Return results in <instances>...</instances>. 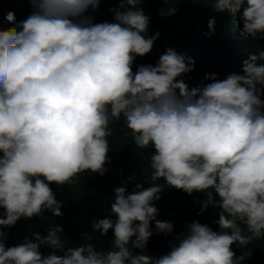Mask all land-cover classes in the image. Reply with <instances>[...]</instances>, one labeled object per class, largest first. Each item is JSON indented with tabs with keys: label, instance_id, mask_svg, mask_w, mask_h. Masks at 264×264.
I'll list each match as a JSON object with an SVG mask.
<instances>
[{
	"label": "clouds",
	"instance_id": "clouds-1",
	"mask_svg": "<svg viewBox=\"0 0 264 264\" xmlns=\"http://www.w3.org/2000/svg\"><path fill=\"white\" fill-rule=\"evenodd\" d=\"M139 3L121 0L113 23L83 18L99 0H33L26 20L8 19L15 30L0 36V228L45 210L60 216L49 185L106 171L112 119L123 118L139 148L154 149L151 180L164 184L114 189L115 219L93 224L102 235L113 231L109 251L65 247L59 227L6 248L0 231V264H241L245 255L232 246L264 238V49L247 54L243 74L206 75L212 82L191 90L177 78L194 62L172 48L133 73L134 58L149 53L159 35L147 37L149 17ZM211 6L238 14L243 35L264 39V0ZM165 185L206 193L202 207L220 209V231L193 222L168 254L153 258L146 254L150 222L157 233L173 232L153 204Z\"/></svg>",
	"mask_w": 264,
	"mask_h": 264
},
{
	"label": "trees",
	"instance_id": "trees-1",
	"mask_svg": "<svg viewBox=\"0 0 264 264\" xmlns=\"http://www.w3.org/2000/svg\"><path fill=\"white\" fill-rule=\"evenodd\" d=\"M139 7L149 17L147 37L159 33L151 51L144 56H136L131 65L133 73L142 65L155 66L168 48L177 53L186 54L193 63L192 71L178 77L191 90L197 86H206L211 80L206 75L215 74L223 80L230 74H243V61L249 52L264 49V39L243 35L239 15L227 12L217 13L211 6L213 0H140ZM121 0H99L97 8L89 7L83 18H91L93 24L113 23L114 12ZM175 12L166 15L168 8ZM34 11L33 0H0V36L8 35L15 29L7 21L14 17L19 24ZM209 20H214V30L208 28ZM260 99L264 101V94ZM109 151L104 165L106 171H86L71 184H50L55 199L60 204V216L45 210L41 216L25 219L21 217L13 226L0 228L6 233L5 247L21 244L24 240L35 242V236L44 237L50 229L61 228L59 233L65 247H78L87 244L96 251H109L112 248L114 233L110 229L106 234L93 228L100 219L111 216V203L114 201V189L120 186L126 192L136 191V185L148 188L152 183L164 184V181L151 180L149 158L154 149L139 148L132 140L123 118L112 119L109 124ZM160 199L153 201L158 210L156 219L171 222L173 232L169 235L157 233L155 221L150 222L152 236L146 244V254L159 258L171 251L176 238L188 231V225L199 222L215 232L220 228L218 207L203 208L207 196L204 192L191 194L181 189L165 185L159 193ZM215 199V197H214ZM4 209L0 208V218ZM243 227V226H242ZM133 239H135L133 237ZM239 249V250H238ZM232 250L237 256L245 255L241 264H264V238L250 241L247 245L234 244ZM238 250V251H237ZM50 251L47 245H41L42 256ZM134 252L139 250L133 249ZM61 254V253H58Z\"/></svg>",
	"mask_w": 264,
	"mask_h": 264
},
{
	"label": "rangeland",
	"instance_id": "rangeland-1",
	"mask_svg": "<svg viewBox=\"0 0 264 264\" xmlns=\"http://www.w3.org/2000/svg\"><path fill=\"white\" fill-rule=\"evenodd\" d=\"M140 3H141V1H140ZM140 3H139V5H140Z\"/></svg>",
	"mask_w": 264,
	"mask_h": 264
}]
</instances>
